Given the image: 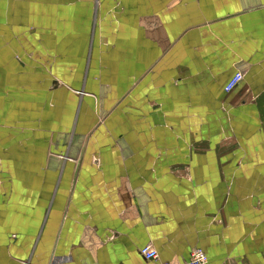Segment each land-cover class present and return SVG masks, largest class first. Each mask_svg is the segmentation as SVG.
<instances>
[{
  "label": "crops",
  "instance_id": "0c3cea01",
  "mask_svg": "<svg viewBox=\"0 0 264 264\" xmlns=\"http://www.w3.org/2000/svg\"><path fill=\"white\" fill-rule=\"evenodd\" d=\"M194 247L264 264V0H0V264Z\"/></svg>",
  "mask_w": 264,
  "mask_h": 264
},
{
  "label": "built area",
  "instance_id": "2783aa9c",
  "mask_svg": "<svg viewBox=\"0 0 264 264\" xmlns=\"http://www.w3.org/2000/svg\"><path fill=\"white\" fill-rule=\"evenodd\" d=\"M245 78L242 71H237L226 83L225 90L230 92L234 90ZM141 254L146 260H159L160 255L158 250L152 245L147 244L141 248ZM163 264H172L169 261H165ZM181 264H209V256L207 252L201 247H194L190 251L187 260Z\"/></svg>",
  "mask_w": 264,
  "mask_h": 264
}]
</instances>
